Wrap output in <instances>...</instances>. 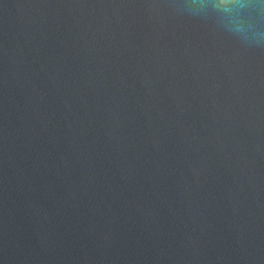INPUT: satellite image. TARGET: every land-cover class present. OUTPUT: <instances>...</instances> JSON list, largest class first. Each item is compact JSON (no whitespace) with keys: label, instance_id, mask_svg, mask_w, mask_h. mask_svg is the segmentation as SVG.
<instances>
[{"label":"water","instance_id":"obj_1","mask_svg":"<svg viewBox=\"0 0 264 264\" xmlns=\"http://www.w3.org/2000/svg\"><path fill=\"white\" fill-rule=\"evenodd\" d=\"M183 2L0 0V264H264V15Z\"/></svg>","mask_w":264,"mask_h":264},{"label":"clouds","instance_id":"obj_2","mask_svg":"<svg viewBox=\"0 0 264 264\" xmlns=\"http://www.w3.org/2000/svg\"><path fill=\"white\" fill-rule=\"evenodd\" d=\"M168 7L181 12L192 14L199 12L200 14L208 9H213L219 13L238 14L242 8L251 7L256 9L258 16L264 15V0H259L258 4H247L245 0H215L209 3L208 0H184L183 3H173ZM252 31L251 40L247 45L253 48H264V30H261L259 24L249 25Z\"/></svg>","mask_w":264,"mask_h":264}]
</instances>
